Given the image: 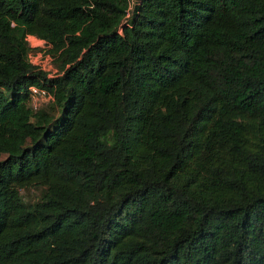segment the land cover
<instances>
[{
	"label": "trees",
	"instance_id": "16d2710c",
	"mask_svg": "<svg viewBox=\"0 0 264 264\" xmlns=\"http://www.w3.org/2000/svg\"><path fill=\"white\" fill-rule=\"evenodd\" d=\"M0 264H264V0H0Z\"/></svg>",
	"mask_w": 264,
	"mask_h": 264
},
{
	"label": "rangeland",
	"instance_id": "374dc122",
	"mask_svg": "<svg viewBox=\"0 0 264 264\" xmlns=\"http://www.w3.org/2000/svg\"><path fill=\"white\" fill-rule=\"evenodd\" d=\"M28 42L30 44L31 47H35L37 49L36 46H34V44H38L39 46L42 45V43L40 41L35 40L33 37H28ZM29 46V45H28ZM30 48V47H29ZM31 51L34 50V48H30ZM29 52V51H28ZM29 55V53H27ZM48 61V58H47ZM47 61L45 60V64L40 63L41 66L40 68L42 70L47 71L46 73L49 74V76H51V74L53 75V73L55 72V65L52 66L50 65V63H47ZM57 64V62H55ZM36 104H41L44 105L46 104V100L44 98H37L35 99ZM45 192V186H40V185H31L28 187H23L21 189H19V195L21 198V201L28 205V204H35L36 202H39V200L42 198L43 194Z\"/></svg>",
	"mask_w": 264,
	"mask_h": 264
},
{
	"label": "built area",
	"instance_id": "2783aa9c",
	"mask_svg": "<svg viewBox=\"0 0 264 264\" xmlns=\"http://www.w3.org/2000/svg\"><path fill=\"white\" fill-rule=\"evenodd\" d=\"M28 37H33L35 40L37 41H40L42 43V45H38V44H34V46L37 47V49L35 47H31L29 42H28ZM26 41L28 42V45L30 48H34L33 51L30 50L29 48V55L27 54V58H28V61L36 66L37 68L41 69L40 66L43 62V64H45V60L47 61V58H48V61L47 63H50V65H52V57L50 55H48L47 53H45V49H46V45H45V42L40 40V39H37L36 37L32 36V35H27L25 37ZM42 70V69H41ZM45 71V70H44ZM47 72V71H45ZM47 74V73H46ZM52 76V74H51ZM47 77H49V74H47ZM30 92H31V104H32V107H36V101L35 99L37 98H44L46 100V104H49L51 102V95L49 93H47L46 91L44 90H40V89H36V88H30ZM42 104V103H41Z\"/></svg>",
	"mask_w": 264,
	"mask_h": 264
}]
</instances>
